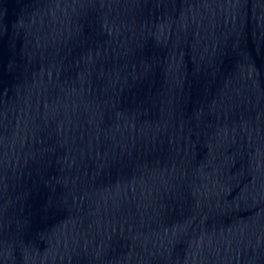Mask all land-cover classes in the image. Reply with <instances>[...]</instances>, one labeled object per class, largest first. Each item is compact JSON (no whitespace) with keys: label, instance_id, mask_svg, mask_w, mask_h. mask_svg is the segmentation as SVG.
I'll return each instance as SVG.
<instances>
[{"label":"water","instance_id":"1","mask_svg":"<svg viewBox=\"0 0 264 264\" xmlns=\"http://www.w3.org/2000/svg\"><path fill=\"white\" fill-rule=\"evenodd\" d=\"M0 264H264V0H0Z\"/></svg>","mask_w":264,"mask_h":264}]
</instances>
